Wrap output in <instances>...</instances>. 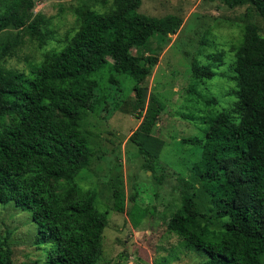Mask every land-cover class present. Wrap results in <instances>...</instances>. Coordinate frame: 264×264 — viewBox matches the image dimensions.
Masks as SVG:
<instances>
[{
    "label": "trees",
    "instance_id": "1",
    "mask_svg": "<svg viewBox=\"0 0 264 264\" xmlns=\"http://www.w3.org/2000/svg\"><path fill=\"white\" fill-rule=\"evenodd\" d=\"M223 2L231 8L250 5L264 20V0ZM142 4L114 0L103 12L77 7L75 32L28 71L5 68L1 60L13 44L0 43V203L32 213L37 242L51 244L43 264H98L103 254L108 212L100 213L96 192L76 180L94 154L83 120L99 102L96 73L111 64V82H119L115 74L134 79L133 111L141 123L129 140L148 169L154 171L165 146L154 133L164 105L145 81L159 62L153 45H166L183 18L142 13ZM33 6L34 0H0V33L10 25L27 27L43 46L50 32L40 15L33 17ZM235 51L236 100L204 118L203 137L182 139L202 149L192 170L210 195L212 213L198 207L194 184L185 180L181 205L168 220L187 246L208 253L199 264H264V32L256 22L246 23ZM216 75L210 66H193L198 80ZM204 100L208 106L218 103L215 97ZM112 189L113 208L138 226L146 210L136 203L126 209L122 179ZM9 239L0 229V264H14Z\"/></svg>",
    "mask_w": 264,
    "mask_h": 264
},
{
    "label": "rangeland",
    "instance_id": "2",
    "mask_svg": "<svg viewBox=\"0 0 264 264\" xmlns=\"http://www.w3.org/2000/svg\"><path fill=\"white\" fill-rule=\"evenodd\" d=\"M113 1L34 0L33 17L40 15L43 29L50 32L46 43L40 45L27 27L10 25L0 33V43H12L13 48L1 64L28 71L30 63L41 60L75 32L77 7L89 5L103 12ZM140 11L151 16L177 14L183 18L180 30L171 35L166 45H153L159 62L145 81L149 92L164 105L154 133L165 141V146L154 161V171L148 169L138 146L129 140L141 123L133 111L134 79L115 74L119 82H111L109 64L95 74L99 102L83 120L94 150L92 163L76 180L81 187L96 192L98 211L108 212L104 250L98 264H199L209 258L208 253L187 246L168 227L169 218L181 205L185 180L194 184L191 190L198 207L212 213L210 195L192 170L202 149L183 144L182 139L203 137L207 127L204 118L230 107L236 100V47L247 22H256L264 32V20L250 5L231 8L223 0H143ZM195 63L210 66L217 75L196 79ZM204 97H215L218 103L208 106ZM118 179L125 188L126 209L136 203L147 212L136 227L127 212L113 208L112 184ZM214 226L220 227V223L214 220ZM0 229L3 235L10 233L14 264H43L48 259L51 244L37 242L39 226L31 212L13 202L0 203Z\"/></svg>",
    "mask_w": 264,
    "mask_h": 264
}]
</instances>
